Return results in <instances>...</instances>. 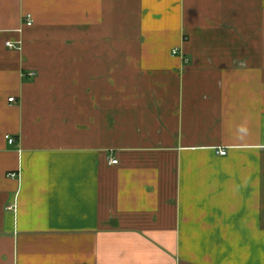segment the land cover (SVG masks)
Segmentation results:
<instances>
[{"label":"crops","instance_id":"0c3cea01","mask_svg":"<svg viewBox=\"0 0 264 264\" xmlns=\"http://www.w3.org/2000/svg\"><path fill=\"white\" fill-rule=\"evenodd\" d=\"M0 264H264V0H0Z\"/></svg>","mask_w":264,"mask_h":264},{"label":"built area","instance_id":"2783aa9c","mask_svg":"<svg viewBox=\"0 0 264 264\" xmlns=\"http://www.w3.org/2000/svg\"><path fill=\"white\" fill-rule=\"evenodd\" d=\"M26 24H27V25H30V26L33 24V18H32L31 15H28V16H27ZM7 45H8L9 47H15L14 44L11 43V42H8ZM175 52H177V51H175ZM33 74H34V73H31V75H33ZM12 100L14 101L15 98H12ZM7 138H8L9 143L12 144V143L15 142V139H14L13 137H11L10 135H8ZM219 153L222 154V155H224V154L227 153V151H226V149L221 148V149H219ZM112 163H118V160H117V159H112ZM11 175H12V176H16L17 173H12Z\"/></svg>","mask_w":264,"mask_h":264},{"label":"clouds","instance_id":"9594fccd","mask_svg":"<svg viewBox=\"0 0 264 264\" xmlns=\"http://www.w3.org/2000/svg\"><path fill=\"white\" fill-rule=\"evenodd\" d=\"M240 131L243 133V132H245L246 130H245V129H243V128H241V129H240Z\"/></svg>","mask_w":264,"mask_h":264}]
</instances>
